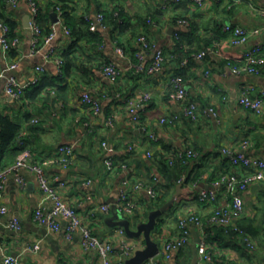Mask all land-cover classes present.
I'll list each match as a JSON object with an SVG mask.
<instances>
[{
    "label": "crops",
    "instance_id": "crops-1",
    "mask_svg": "<svg viewBox=\"0 0 264 264\" xmlns=\"http://www.w3.org/2000/svg\"><path fill=\"white\" fill-rule=\"evenodd\" d=\"M51 1H36L39 12L42 10L44 13ZM164 1L81 0L77 3L76 10L70 13L69 22L79 24L86 14L94 20L98 12L112 14L117 8L129 16L130 24L124 32L115 30L111 25L100 28L98 32L102 42L99 45L80 42V48L74 52L78 64L70 70L67 79L60 76L58 60H63V54L72 46L73 39L61 26L55 25L58 20L56 9L50 8L49 22L54 38L46 42L49 35L43 34L37 51H32V36L23 22L24 18L32 17L30 5L23 1L17 7L7 4L5 9L7 18L19 25V46L6 56L0 45V70H7L10 65L16 64L17 67L7 70L6 75L16 77L22 84L37 82L29 86L21 99H13L5 92L6 79L1 80L0 117H7L21 126L17 140H27L34 162L53 155L60 146H74L72 165L66 169L59 165L46 166V175L52 184L66 183V187L60 190L64 201L85 219L93 235L112 243L114 259L123 256L125 243L136 246L134 253L125 258V264L138 251L146 248L145 232L139 237H130L125 227L117 223L127 221L130 231L137 232L138 225L147 222L151 213L148 192L145 189L135 191V183L147 186L154 176L171 191L172 180L164 177L158 160L159 151L172 155L191 148L198 154L188 168L190 175H183L182 181L172 188V197L181 185L175 202L186 200L182 212L197 214L203 220L216 207L230 204L233 195L222 189L214 204H203L196 199L198 193L211 189L214 181L224 175L242 178L247 173V169L231 165L222 155V148L230 147L241 152L243 142L249 141L245 153L255 159H264V108L263 113L257 115L239 103L245 89L250 90L252 97L260 95L264 90V72L258 76L237 75L231 68L232 65H242L246 50L257 47L264 54V0H205L203 6H199L196 0H182L164 10L158 22L149 20L153 25L146 36L156 48L164 50L167 59L165 67L153 75L138 73L135 69L138 46L131 29L138 25L140 17L146 18L148 12L161 8ZM182 19L189 21L192 32L189 38L184 39V49L177 47L174 36L178 28H186L179 25ZM173 21H177L175 25ZM227 25L242 27L250 33L258 32L251 34L247 43L236 46L232 44L231 33L224 30ZM117 38L124 47L117 43ZM207 42L210 43L207 48L215 50L214 54L202 61L195 60V54L207 49ZM187 51L193 54L191 60L181 58L182 52ZM151 56L152 53L147 56L145 64L149 63ZM185 59L188 63L182 65ZM106 62L114 63L120 70L121 75L116 81L103 75L101 66ZM38 67H43L44 72L37 71ZM177 74L184 79L190 100L203 109L214 108L218 113L217 120L204 113L197 121L182 115V104L170 96V79ZM58 78L57 86L47 85ZM85 92H90L99 100L101 115H94L89 107L81 103ZM146 93L151 98L139 109L140 120L134 124L126 100ZM150 132L158 142L149 138ZM104 142L106 147L102 146ZM148 152L152 156L149 157ZM16 156L8 155L7 165H13ZM106 160H112L118 166L124 165L125 169L121 167L109 171ZM21 176L26 182L25 188L20 187L15 175H11L3 196L8 213L0 217V264L6 254L18 257L21 264H101L96 252L86 253L83 250L79 232L67 238L65 221H62L60 231L52 232L34 220V211L42 201V194L34 173L23 169ZM125 179L130 180L128 191L139 207L133 215L123 213L118 205ZM88 180L92 181L91 186L86 184ZM243 200L245 212L238 225L255 240L259 256L247 261L239 258L230 246L223 250L215 247L217 253L222 252L225 256V260L217 264H264V181L250 184L243 193ZM104 203L111 206L109 214L88 216L91 209ZM167 213L169 216H166ZM162 216L166 221L165 229L162 233L154 234L155 229L151 232V239L158 245L159 253L163 243L175 236L176 227L170 209ZM14 218L20 223L18 231L8 227ZM194 232L200 237V231L195 229ZM37 244L39 249L33 251V246ZM197 244L193 235L190 244L172 261H161L158 253L143 264L153 259L155 264H198Z\"/></svg>",
    "mask_w": 264,
    "mask_h": 264
},
{
    "label": "built area",
    "instance_id": "built-area-1",
    "mask_svg": "<svg viewBox=\"0 0 264 264\" xmlns=\"http://www.w3.org/2000/svg\"><path fill=\"white\" fill-rule=\"evenodd\" d=\"M27 2L32 9V17L30 19V31L32 33L31 45L32 51H37L38 47L42 43V29L37 22V17L39 14V6L35 0H8V4L11 7H17L21 2ZM182 0H165L161 4V9L166 10L174 5L179 4ZM199 6L205 4V0H196ZM56 13L58 14L57 24L63 28L64 32L70 36V30L64 25V19L61 16L62 12L59 7L56 8ZM264 15V9L262 10ZM90 23V30L92 32L98 31L100 28H106L104 25L105 15L103 13L96 14L94 20L86 17ZM179 25L189 27L190 23L188 20L179 21ZM0 30L2 31V36L0 38L1 48L6 56H8L11 50L18 48L19 38H10V30L8 26L0 22ZM224 30L232 35L233 45H242L248 42L251 34L257 33L258 31H253L250 33L247 29L242 27H236L232 25L225 26ZM55 31V30H54ZM55 33L51 32L49 37L45 40L49 42L54 38ZM135 43L138 46V51L136 52V58L138 63L135 66L136 72L147 73L149 75L156 74L160 72L165 67V55L162 49L156 48L149 39L145 36H139ZM120 52V50H118ZM215 50L212 48H207L201 50L194 55V59L202 61L206 56L214 54ZM152 53L151 59L148 64H145V59L149 54ZM187 60H184L181 64L186 65ZM59 66L62 68L63 60H58ZM231 66V65H230ZM16 64H12L7 70L15 69ZM232 70L237 75L240 74H250V75H261L264 72V54H261V49L254 47L246 50L243 54L242 65L237 67L232 65ZM7 70H0V81L6 79L5 92L8 96L13 99H21L25 92L29 89V86L35 84L37 80L29 83L22 84L14 76L6 75ZM39 72H44L43 67H38L36 69ZM101 71L103 75L110 79L111 81H116L120 75V70L112 62H106L101 66ZM208 75V73H207ZM170 86L172 87V92L170 94L171 98L182 104V115L192 121H197L202 113L205 115L218 119V113L214 108L203 109L200 104L193 102L189 98L188 89L184 82V79L180 75H173L170 79ZM249 89H245L239 98V103L242 107L247 110L254 112L257 115L263 113L264 108V90L261 91L259 96L252 97L249 93ZM150 94H143L140 97L129 98L126 100L131 114V122L134 124L139 123V109L143 107L149 100ZM81 103L89 107L94 115H101L102 107L98 99H96L90 92H85L81 96ZM37 122V121H35ZM170 122H172L170 120ZM146 133L148 129L143 128ZM149 138L153 141L158 142L157 137L153 133H149ZM20 146L22 142H18ZM249 141L243 142V151L239 152L230 147L222 148V155L229 161L233 166L243 167L247 169V173L242 177L238 178L236 175H224L214 181L212 188L206 191H201L198 193V199L203 204H214L218 200V193L222 189H226L229 193L233 195V200L230 204L223 207H216L212 214L207 218V224L223 226L227 229H232L234 231H239L238 221L243 217L245 212L243 193L247 190L250 184L256 183L258 181H264V159H255L248 156L245 153V148L248 146ZM106 147V143L102 144ZM75 155L74 146L64 145L60 146L53 155L44 158L40 162L33 161V154L29 148H23L22 151L17 155L16 161L13 165L0 170V217L5 216L8 213V208L3 202V196L6 189L8 179L11 175L16 176V180L20 187L25 188L26 182L21 176V171L23 169H28L35 174L38 188L42 194V201L34 211V220L41 226L46 227L49 231L57 232L62 228V221L66 222V234L67 238H71L72 234L79 232L81 235V244L83 250L87 252L94 251L98 254L101 264H125V258L134 253L136 246L133 244L125 243V247L122 250V257L119 259L113 258V246L110 241L102 240L95 235H93L88 223L85 219L74 209L72 206L68 205L60 193L61 189L66 187V183L57 182L50 183L45 168L49 165H59L60 167L66 169L70 167L73 163ZM147 155L150 157V153ZM177 160L182 161L187 164L190 160L196 159L198 154L192 149H186L184 151H179L176 153ZM171 163V162H170ZM173 164V163H171ZM106 165L109 171L117 170V165L114 164L112 160H106ZM125 169V166L122 165ZM182 179L179 181L181 182ZM87 185L91 186L92 181L88 180ZM135 191H140L145 189L151 200L158 198L159 193L156 191V186L160 184L157 177L152 178V184L144 186L141 183H135ZM130 180L125 179L122 184L119 196V209L123 213L128 215H133L138 209V204L135 199L130 196L128 191L130 186ZM111 206L109 203H104L95 206L88 213L89 217H95L97 213L109 214ZM203 220L197 216H190L187 219H181L179 223V234L167 239L163 245L160 253L157 255L161 261L170 262L174 259L175 255L180 252L186 245L190 244L192 241L193 231L197 229L200 231V241L197 244L199 262L198 264H217L213 257L211 247L207 241V234L203 229ZM8 227L13 230L20 229V223L18 219H13ZM119 232L123 234V230L120 229ZM241 232V231H240ZM248 246L253 249L252 242L246 238ZM39 249V244L34 245L32 250L37 251ZM156 261H150L148 264H155ZM2 264H21L18 257L12 255H4Z\"/></svg>",
    "mask_w": 264,
    "mask_h": 264
},
{
    "label": "trees",
    "instance_id": "trees-1",
    "mask_svg": "<svg viewBox=\"0 0 264 264\" xmlns=\"http://www.w3.org/2000/svg\"><path fill=\"white\" fill-rule=\"evenodd\" d=\"M7 1L8 0H0V22L8 26L10 30L9 37L15 38V37H18L17 32H18L19 25L14 20L7 18V16L5 15V9L8 4ZM35 1L38 2L39 0H35ZM80 1L81 0H53L47 6L46 11L44 13L42 10H40L38 17H37V22L40 25L42 29V34H44V36H48L51 33V28L49 26L51 7L52 9H56L57 7H59L62 12L61 16L63 17V19L66 20V26L70 30V37L73 39V44L63 54V66L61 68L60 76L64 77V79H67L69 77V74L71 72L70 70L73 67H76L78 64L76 58L74 57V54H75L74 52H76L80 48V45H79L80 42H85L87 44L91 43L93 44V46H95V44L99 45L102 42V37L100 36L99 32L98 31L92 32L90 30V23L86 19V17H89L88 14H86V16H83L80 19L79 24L69 22L70 13L76 10L77 3H79ZM86 11H88V8H86ZM183 12L185 13L186 10L184 9ZM98 13H102V11ZM164 13L165 11L163 9L158 8V9L148 12L146 18L140 17L138 25L131 29L132 30L131 35L135 37L133 40L135 41L139 36H145L148 39V36H146V32L153 25L152 23H149V20L158 22V20H160L163 17ZM103 14L105 15L104 25L105 26L111 25L115 30L121 29V31L124 32L125 29H127L130 24L129 16L127 17V14H125L120 9L116 8L112 12V14L105 13V12ZM176 22L173 21V24L175 25ZM191 33L192 32L189 29V27H186L185 29L178 28V31H175L174 36H175L178 48L183 47L184 39L189 38L188 36ZM116 41L118 44H120L119 38H117ZM209 45L210 43L207 42L206 48ZM120 46H123V45L120 44ZM182 53H183L181 56L182 59H184L185 57H187L189 60L192 59L193 54H191L190 51L182 52ZM164 55H165V52H164ZM165 62H167L166 55H165ZM57 80L59 81L60 79L58 78L56 80H52L51 84L49 83L48 84L46 83V84L51 85V87L57 86L58 85ZM20 131H21V126L19 124L15 123L14 121H12L11 119L7 117H2V116L0 117V170H3L6 167H9V165H7L8 155L9 156L10 154L18 155L22 151L23 148L27 147V140L24 138L19 139V141H21L22 145L24 146H20L19 143L17 144L18 147H16L15 145L16 141H18L17 139L19 137ZM188 149H191V148H188ZM176 153L178 152H175L172 155H168L167 153H164V151H159L157 153L158 160L160 161V166L164 174V177L167 178L168 180L169 179L172 180L171 191L169 187L162 186L161 183L158 184L156 186V191L159 193V196L157 199L149 201L150 202L149 212L160 209L163 205H165L168 201H170V199L172 198L174 194V189L172 188L176 187L179 184V181L181 180L183 175L185 174L190 175L188 172V168L198 158L197 157L196 159L190 160L189 163L185 164L182 161L177 160ZM170 162L173 164H171ZM121 167L122 165L121 166L117 165V169H120ZM188 182H189V179H188ZM149 184H152V182ZM196 199L199 200L198 195ZM184 201L186 200L178 199L170 208V216L172 218V222L173 224H176V227L174 229L175 235L179 234V223L181 219H187L193 215L200 218V216H198L197 214L189 213L187 215V214H184V212H182V209H183L182 205L184 204ZM206 220H203V223H204L203 229L205 230L207 234V241L211 247V251H212L214 259L216 260V263H219L220 261L225 260V256H223L224 254L222 252L217 253L215 251V247H220L221 250H223L224 248H227L230 246L231 248H233V250L237 252V255L239 258H244L247 261H252L255 257L259 256V250L256 248L258 246L257 243H255V240L252 239V237L247 232H245L240 226H239L240 227L239 231H234L230 228L227 229L223 226L209 225L207 224ZM165 223L166 221L164 217L163 216L159 217L156 221V227L154 230V234L162 233V231L165 229V226H164ZM246 238H248L253 243V246H254L253 249H251L248 246V242L245 240Z\"/></svg>",
    "mask_w": 264,
    "mask_h": 264
},
{
    "label": "water",
    "instance_id": "water-1",
    "mask_svg": "<svg viewBox=\"0 0 264 264\" xmlns=\"http://www.w3.org/2000/svg\"><path fill=\"white\" fill-rule=\"evenodd\" d=\"M24 22V27L28 30V33L31 37L32 33L30 31V18L26 17L23 20ZM181 190V185L177 187V193L170 201H168L165 205H163L160 209L152 211L149 215L148 221L141 223L138 225L137 232H132L129 229L130 224L125 221V222H118V226H124L127 233L129 234L130 237H139L143 232H145V238H146V248L138 251L133 258L127 261L126 264H143L150 258L155 257L159 253V248L156 243H154L151 239V232L155 229L156 227V221L157 219L162 216L164 213L167 212L168 209L172 207L174 204L176 198L179 196ZM116 214V211L114 212ZM117 216V214H116ZM195 236V242L198 243L200 241V237L198 234L195 232L193 233Z\"/></svg>",
    "mask_w": 264,
    "mask_h": 264
},
{
    "label": "rangeland",
    "instance_id": "rangeland-1",
    "mask_svg": "<svg viewBox=\"0 0 264 264\" xmlns=\"http://www.w3.org/2000/svg\"><path fill=\"white\" fill-rule=\"evenodd\" d=\"M166 216H169V213H167V215ZM262 241H264L263 239H262ZM253 244V243H252Z\"/></svg>",
    "mask_w": 264,
    "mask_h": 264
}]
</instances>
